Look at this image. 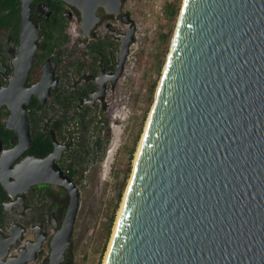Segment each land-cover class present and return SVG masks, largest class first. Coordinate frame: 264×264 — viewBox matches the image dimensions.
<instances>
[{
	"label": "water",
	"instance_id": "obj_1",
	"mask_svg": "<svg viewBox=\"0 0 264 264\" xmlns=\"http://www.w3.org/2000/svg\"><path fill=\"white\" fill-rule=\"evenodd\" d=\"M62 1L79 10L85 36L102 21L101 8L118 17L124 4ZM32 2L21 3L15 76L7 88L0 86V104L12 110L8 126L20 133V142L10 149L2 148L0 133V179L11 191L21 180L13 160L32 138L26 102L33 92L45 102L59 82L49 58L41 80L25 84L42 36L32 19ZM38 10L50 14L45 2ZM122 20L130 26L119 34L116 70L98 76L92 102L105 93L109 79L116 82L123 74L136 23L128 12ZM55 156L59 153L35 158L51 165L25 186L42 181L68 189L70 202L51 240L49 263L64 264L81 199ZM113 235L105 264H264V0L183 1ZM45 238L38 234L34 251Z\"/></svg>",
	"mask_w": 264,
	"mask_h": 264
},
{
	"label": "flooded vegetation",
	"instance_id": "obj_2",
	"mask_svg": "<svg viewBox=\"0 0 264 264\" xmlns=\"http://www.w3.org/2000/svg\"><path fill=\"white\" fill-rule=\"evenodd\" d=\"M41 2H45L49 6V15L46 12H39L38 5ZM64 3L65 5L53 0H33L32 19L41 25L42 36L43 23L53 22L57 17L62 18L63 16L67 18L68 22L75 16L79 20L81 19L77 8L68 5L66 2ZM68 11H71V15L67 13ZM99 13L102 15V21L104 19L103 14L113 16L106 14L102 8ZM124 13L122 11L118 17L122 18ZM13 24H10V28H0V33H4L0 35L1 88H7L10 85L17 69V58L21 54L22 12L19 30ZM108 25L111 26V24ZM94 32L91 36H87L89 37L88 42L99 40ZM119 34H117L116 39L110 37L103 39L110 38L115 42L119 41L116 43L120 48L122 38ZM42 36L34 53L25 84L32 87L41 80L44 65L49 58L52 59V69L59 78V82L52 86V91L45 102L40 100L37 92H33L31 99L26 102L32 137L31 143L23 147V150L12 163L13 168L17 164L19 165L21 180L17 184L14 183L13 191H11L0 179V264H45L46 261H48V264L50 263L51 240L57 227L63 223L70 202V193L66 186L54 182L40 181L25 186L28 181L37 175V172L43 175L48 171V166L51 165H40L38 162L36 163L35 158H48L54 153H59V156L54 157V163L76 183L80 190L81 199V177L90 162L88 159L91 153L89 150V130L91 129L93 133L103 130V126L97 124V107L99 102L101 103L102 100H106V97H108V89L115 86L121 78L116 82L109 79L105 93L92 102L93 94L99 88L98 76L103 71L109 73L116 70L119 48L116 55L115 49L110 47L109 58L102 52H100L102 56L98 60L89 53H87V57L76 58L74 56L75 58H72V60L70 58L67 69H75L76 75L82 78L71 82L70 79L67 80L69 77L67 69L62 70L60 67L63 51L61 55L52 53L43 62H39ZM82 59L95 64V66L87 63L85 68L79 72L77 63ZM78 89H80V93L75 92ZM85 89H88L87 94L84 92ZM64 94L71 96L74 94L76 97L72 96V100L68 101ZM105 105L113 107L111 99L106 100ZM11 113L12 110L7 103L0 104V124L3 125V127L0 125V133L3 149L13 148L20 142V133L15 128L8 126ZM116 120L118 119L116 118ZM73 121L77 123L79 130L74 129ZM105 134L108 136L112 134L111 126H106ZM113 134H115L114 131ZM93 142L96 152H103L105 147L103 137L99 135ZM1 156L2 151L0 150ZM73 162L76 164L74 168L71 167ZM1 171L4 172L3 169ZM12 178L17 181L15 175H12ZM23 185L25 188L20 190ZM54 221L57 226H55ZM42 233L46 235V238L41 246L34 251V243L38 241V234ZM47 246L48 253L46 255L45 249ZM33 252L36 254L35 258H26L31 256Z\"/></svg>",
	"mask_w": 264,
	"mask_h": 264
},
{
	"label": "rangeland",
	"instance_id": "obj_3",
	"mask_svg": "<svg viewBox=\"0 0 264 264\" xmlns=\"http://www.w3.org/2000/svg\"><path fill=\"white\" fill-rule=\"evenodd\" d=\"M183 1L124 0L123 11L130 13L136 23L135 38L121 78L108 89L106 100L111 99L113 107H107L106 100L99 102L97 107V124L103 126V130L94 133L89 130L90 162L82 173L80 208L64 264L105 262ZM103 16L94 32L99 39H116L117 34L127 31L130 26L121 17ZM67 32L69 41L61 47L62 70L67 69L70 58L87 57V41L78 17L69 21ZM67 72V80L71 82L82 79L76 75L75 69L69 68ZM72 125L79 130L75 121ZM106 126L112 127L109 136L105 134ZM99 135L104 141L103 152H96L93 142Z\"/></svg>",
	"mask_w": 264,
	"mask_h": 264
},
{
	"label": "trees",
	"instance_id": "obj_4",
	"mask_svg": "<svg viewBox=\"0 0 264 264\" xmlns=\"http://www.w3.org/2000/svg\"><path fill=\"white\" fill-rule=\"evenodd\" d=\"M58 3L65 5L62 0H53ZM0 28H10L11 25L17 26L18 30L20 27L21 21V0H0ZM68 20L65 16L57 17L53 22L43 23V36L41 38V49H40V60L39 62H43L49 55L52 53H56L61 55L62 53V45L69 41V34L67 32L68 28ZM4 34L3 32L0 35ZM87 52L92 55L96 60L100 58V52L104 53L109 58L110 47H113L115 50L118 48V43L115 40L111 39H99L88 42V37L85 36ZM77 63V70L79 72L85 68V65L91 64L95 66V64L89 63L88 61H83ZM88 89H85V94H87ZM75 92L80 93V89ZM83 92V93H84ZM82 93V92H81ZM76 94V93H75ZM67 100L71 101L72 96L76 97L74 94L66 95L64 94ZM60 98V97H59ZM64 102V101H63ZM2 127L3 125L0 124ZM75 162L72 163L71 167H75Z\"/></svg>",
	"mask_w": 264,
	"mask_h": 264
},
{
	"label": "bare ground",
	"instance_id": "obj_5",
	"mask_svg": "<svg viewBox=\"0 0 264 264\" xmlns=\"http://www.w3.org/2000/svg\"><path fill=\"white\" fill-rule=\"evenodd\" d=\"M161 80V79H160ZM159 86V85H158ZM157 91H158V88H157ZM157 93V92H156ZM153 107V106H152ZM152 110V109H151ZM150 114H151V111H150ZM150 116V115H149ZM148 120H149V117H148ZM148 120H147V123H148ZM147 123H146V127H147ZM144 133H145V131H144ZM144 133H143V136H142V138H141V140H140V144H139V147H138V150H137V152H136V158H135V164H136V162H137V158H138V155H139V152H140V147H141V144H142V141H143V137H144ZM135 164H134V166H135ZM133 173V172H132ZM132 177V176H131ZM130 180H131V178H130ZM130 180H129V182H130ZM129 185V184H128ZM126 192H127V190H126ZM125 196H126V194H125ZM125 196H124V199H125ZM123 204H124V200H123V203H122V207H121V209H120V212H119V214H118V218H117V221H116V225H115V229H116V227H117V224H118V220H119V216H120V213H121V211H122V208H123ZM115 229H114V232H115ZM114 236V235H113ZM112 240H113V237H112ZM112 240H111V242H110V246H111V243H112ZM109 249H110V247H109ZM109 249H108V251L107 252H109ZM107 256H108V253H107V255H106V259H107ZM106 259H105V262H106ZM105 262H104V264H105Z\"/></svg>",
	"mask_w": 264,
	"mask_h": 264
}]
</instances>
